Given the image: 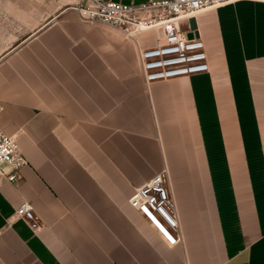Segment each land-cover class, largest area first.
Instances as JSON below:
<instances>
[{
	"label": "crops",
	"instance_id": "1",
	"mask_svg": "<svg viewBox=\"0 0 264 264\" xmlns=\"http://www.w3.org/2000/svg\"><path fill=\"white\" fill-rule=\"evenodd\" d=\"M78 2L0 6V127L27 161L0 187V264H264V3L197 14L209 72L146 85L154 32L82 22ZM163 170L174 246L128 202Z\"/></svg>",
	"mask_w": 264,
	"mask_h": 264
},
{
	"label": "built area",
	"instance_id": "2",
	"mask_svg": "<svg viewBox=\"0 0 264 264\" xmlns=\"http://www.w3.org/2000/svg\"><path fill=\"white\" fill-rule=\"evenodd\" d=\"M237 1L242 0H162L137 5L79 0L75 9L80 21L111 27L130 40H136L143 32H154V44L138 48L142 78L149 85L209 72L204 42L198 29L190 28L189 20L203 11ZM245 1L264 3V0ZM189 33L192 39H188ZM3 109L0 103V114ZM26 164L17 140L0 127V187L4 182L19 181V171ZM128 202L169 246L182 240L167 170L138 187ZM15 215L31 229L39 228V218L29 202L19 204Z\"/></svg>",
	"mask_w": 264,
	"mask_h": 264
},
{
	"label": "rangeland",
	"instance_id": "3",
	"mask_svg": "<svg viewBox=\"0 0 264 264\" xmlns=\"http://www.w3.org/2000/svg\"><path fill=\"white\" fill-rule=\"evenodd\" d=\"M16 1L21 5H25L29 3V0H16ZM10 2L11 0H0V6L2 7L4 5H8ZM37 5H38V19H39L41 14H43L48 10V0H37ZM12 24H13V20H11L7 14L5 16L4 14L0 15V29L11 27Z\"/></svg>",
	"mask_w": 264,
	"mask_h": 264
},
{
	"label": "water",
	"instance_id": "4",
	"mask_svg": "<svg viewBox=\"0 0 264 264\" xmlns=\"http://www.w3.org/2000/svg\"><path fill=\"white\" fill-rule=\"evenodd\" d=\"M189 25H190V28H191L192 30L197 29V25H196V21H195V19H190V20H189ZM187 37H188V39H192V38H193L192 33L187 34Z\"/></svg>",
	"mask_w": 264,
	"mask_h": 264
}]
</instances>
